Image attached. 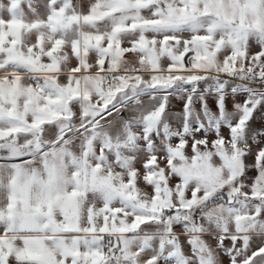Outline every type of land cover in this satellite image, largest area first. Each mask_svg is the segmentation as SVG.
Returning a JSON list of instances; mask_svg holds the SVG:
<instances>
[{"label": "snow or ice", "instance_id": "obj_1", "mask_svg": "<svg viewBox=\"0 0 264 264\" xmlns=\"http://www.w3.org/2000/svg\"><path fill=\"white\" fill-rule=\"evenodd\" d=\"M257 111L264 0H0V264H264Z\"/></svg>", "mask_w": 264, "mask_h": 264}, {"label": "rangeland", "instance_id": "obj_2", "mask_svg": "<svg viewBox=\"0 0 264 264\" xmlns=\"http://www.w3.org/2000/svg\"><path fill=\"white\" fill-rule=\"evenodd\" d=\"M171 105H172V109H178L180 110L183 106L182 101L177 99V98H172L171 99ZM229 108H231V104H229ZM251 126L253 129H260L262 127H264V111H257L254 114V118L251 121ZM225 131H227L225 129ZM225 264H227V258L225 257Z\"/></svg>", "mask_w": 264, "mask_h": 264}, {"label": "crops", "instance_id": "obj_3", "mask_svg": "<svg viewBox=\"0 0 264 264\" xmlns=\"http://www.w3.org/2000/svg\"><path fill=\"white\" fill-rule=\"evenodd\" d=\"M172 110H173L174 112H179V110H178V109H177V110H176V109H172Z\"/></svg>", "mask_w": 264, "mask_h": 264}]
</instances>
